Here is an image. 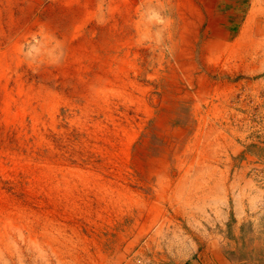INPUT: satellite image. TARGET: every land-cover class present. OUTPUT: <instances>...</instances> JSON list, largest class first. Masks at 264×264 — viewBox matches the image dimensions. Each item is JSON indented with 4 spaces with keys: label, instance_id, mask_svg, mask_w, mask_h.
I'll return each mask as SVG.
<instances>
[{
    "label": "rangeland",
    "instance_id": "1",
    "mask_svg": "<svg viewBox=\"0 0 264 264\" xmlns=\"http://www.w3.org/2000/svg\"><path fill=\"white\" fill-rule=\"evenodd\" d=\"M264 0H0V264L264 262Z\"/></svg>",
    "mask_w": 264,
    "mask_h": 264
},
{
    "label": "crops",
    "instance_id": "2",
    "mask_svg": "<svg viewBox=\"0 0 264 264\" xmlns=\"http://www.w3.org/2000/svg\"><path fill=\"white\" fill-rule=\"evenodd\" d=\"M217 254L199 253L191 258L186 264H237L235 262L228 261L225 257L223 261L218 260ZM238 264H264V262H242Z\"/></svg>",
    "mask_w": 264,
    "mask_h": 264
},
{
    "label": "built area",
    "instance_id": "3",
    "mask_svg": "<svg viewBox=\"0 0 264 264\" xmlns=\"http://www.w3.org/2000/svg\"><path fill=\"white\" fill-rule=\"evenodd\" d=\"M262 199H263V202H264V192H263V194H262ZM263 207H264V205H263Z\"/></svg>",
    "mask_w": 264,
    "mask_h": 264
}]
</instances>
